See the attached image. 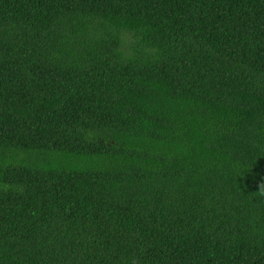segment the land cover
Returning <instances> with one entry per match:
<instances>
[{
    "label": "trees",
    "instance_id": "1",
    "mask_svg": "<svg viewBox=\"0 0 264 264\" xmlns=\"http://www.w3.org/2000/svg\"><path fill=\"white\" fill-rule=\"evenodd\" d=\"M0 264H264V0H0Z\"/></svg>",
    "mask_w": 264,
    "mask_h": 264
}]
</instances>
